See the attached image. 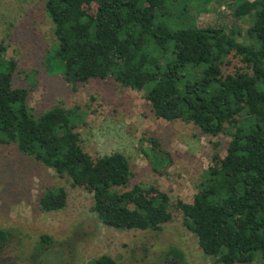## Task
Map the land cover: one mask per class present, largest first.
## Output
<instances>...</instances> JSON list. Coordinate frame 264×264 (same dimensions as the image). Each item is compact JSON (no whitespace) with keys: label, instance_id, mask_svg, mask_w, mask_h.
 Here are the masks:
<instances>
[{"label":"trees","instance_id":"16d2710c","mask_svg":"<svg viewBox=\"0 0 264 264\" xmlns=\"http://www.w3.org/2000/svg\"><path fill=\"white\" fill-rule=\"evenodd\" d=\"M178 0H45L56 45L53 56L73 87L112 79L143 92L154 116L193 124L203 135L230 138L213 157L191 203L173 206L214 264H264V0H234L233 16L247 29L199 28L183 23ZM173 9V10H172ZM243 38V41H238ZM0 47V143L67 178L93 197L92 212L116 230L160 231L172 220L167 194L131 179L121 153L92 159L76 129L82 113L54 107L34 116L28 90L13 86L16 62ZM229 56L241 67L223 74ZM162 160L154 158L155 166ZM67 193L43 192V213L63 210ZM0 231V246L6 239ZM52 244L42 236L38 250ZM180 260V258H179ZM86 264H118L99 256Z\"/></svg>","mask_w":264,"mask_h":264},{"label":"rangeland","instance_id":"374dc122","mask_svg":"<svg viewBox=\"0 0 264 264\" xmlns=\"http://www.w3.org/2000/svg\"><path fill=\"white\" fill-rule=\"evenodd\" d=\"M181 1L186 16L180 22L199 28H248L233 16L234 0H178L169 22L179 20ZM44 5L45 0H0L1 55L16 62L13 86L28 90L27 104L34 116L54 107L82 113L76 132L84 152L92 159L123 154L132 174L125 190L136 184L156 186L170 198L172 220L160 231L107 227L92 212L93 197L86 189L58 178L15 145L0 143V231L6 235L0 264H86L102 255L118 264H214L173 206L178 200L192 202L204 172L214 156L224 157L230 138L209 137L193 124L158 119L143 92L112 79L68 84L63 65L53 56L56 41ZM226 61L223 74L241 67L237 58ZM159 157L162 162L156 167L154 158ZM57 187L67 193L66 207L41 212L39 198ZM44 235L52 244L38 250Z\"/></svg>","mask_w":264,"mask_h":264}]
</instances>
